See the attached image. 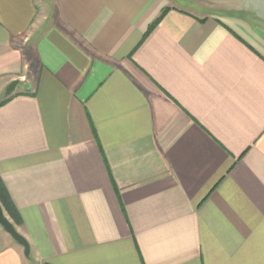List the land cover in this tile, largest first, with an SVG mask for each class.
Segmentation results:
<instances>
[{"label": "crops", "instance_id": "0c3cea01", "mask_svg": "<svg viewBox=\"0 0 264 264\" xmlns=\"http://www.w3.org/2000/svg\"><path fill=\"white\" fill-rule=\"evenodd\" d=\"M14 80L0 264H264V0H0Z\"/></svg>", "mask_w": 264, "mask_h": 264}, {"label": "water", "instance_id": "95a60500", "mask_svg": "<svg viewBox=\"0 0 264 264\" xmlns=\"http://www.w3.org/2000/svg\"><path fill=\"white\" fill-rule=\"evenodd\" d=\"M18 83H19L18 80L12 81L6 89L5 96L11 95L15 90L16 86L18 85ZM0 224L2 225V227L6 232H8L19 244H21L24 247L25 255L29 257L31 253V247L29 241L23 234H21L17 230L16 226L6 215L5 210L1 203H0Z\"/></svg>", "mask_w": 264, "mask_h": 264}, {"label": "trees", "instance_id": "16d2710c", "mask_svg": "<svg viewBox=\"0 0 264 264\" xmlns=\"http://www.w3.org/2000/svg\"><path fill=\"white\" fill-rule=\"evenodd\" d=\"M166 9L154 20V22L149 26L148 33L151 31V29L162 19L164 14L166 13ZM12 95L3 97L0 99V106L4 103H6ZM0 203L2 204L4 210L9 215V217L15 222V223H21V219L19 217V212L12 203L1 179H0Z\"/></svg>", "mask_w": 264, "mask_h": 264}]
</instances>
